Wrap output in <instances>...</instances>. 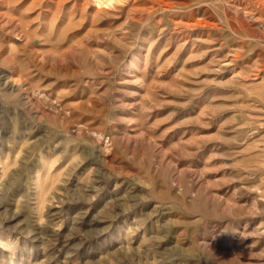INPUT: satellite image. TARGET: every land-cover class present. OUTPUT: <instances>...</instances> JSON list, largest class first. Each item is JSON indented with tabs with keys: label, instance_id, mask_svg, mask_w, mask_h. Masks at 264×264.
Segmentation results:
<instances>
[{
	"label": "rangeland",
	"instance_id": "obj_1",
	"mask_svg": "<svg viewBox=\"0 0 264 264\" xmlns=\"http://www.w3.org/2000/svg\"><path fill=\"white\" fill-rule=\"evenodd\" d=\"M113 1L0 0V264H264V0Z\"/></svg>",
	"mask_w": 264,
	"mask_h": 264
},
{
	"label": "bare ground",
	"instance_id": "obj_2",
	"mask_svg": "<svg viewBox=\"0 0 264 264\" xmlns=\"http://www.w3.org/2000/svg\"><path fill=\"white\" fill-rule=\"evenodd\" d=\"M97 2H98L99 5H106V4H111L112 5L111 2H114V1L113 0H97ZM105 8H107V7H105Z\"/></svg>",
	"mask_w": 264,
	"mask_h": 264
},
{
	"label": "clouds",
	"instance_id": "obj_3",
	"mask_svg": "<svg viewBox=\"0 0 264 264\" xmlns=\"http://www.w3.org/2000/svg\"><path fill=\"white\" fill-rule=\"evenodd\" d=\"M255 204H256V202H255V201H253V206H255Z\"/></svg>",
	"mask_w": 264,
	"mask_h": 264
}]
</instances>
